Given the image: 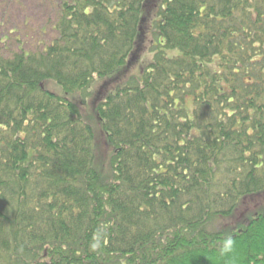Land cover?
<instances>
[{"label":"trees","instance_id":"16d2710c","mask_svg":"<svg viewBox=\"0 0 264 264\" xmlns=\"http://www.w3.org/2000/svg\"><path fill=\"white\" fill-rule=\"evenodd\" d=\"M52 28L0 54V264H264V0H61Z\"/></svg>","mask_w":264,"mask_h":264},{"label":"rangeland","instance_id":"374dc122","mask_svg":"<svg viewBox=\"0 0 264 264\" xmlns=\"http://www.w3.org/2000/svg\"><path fill=\"white\" fill-rule=\"evenodd\" d=\"M60 1L0 0V42L8 37L4 45L0 43V54L9 56L14 53L18 43L30 51L39 50L48 44L54 37L52 27ZM137 70L138 67L130 75H136ZM100 84L101 82H95L89 92H95Z\"/></svg>","mask_w":264,"mask_h":264},{"label":"clouds","instance_id":"9594fccd","mask_svg":"<svg viewBox=\"0 0 264 264\" xmlns=\"http://www.w3.org/2000/svg\"><path fill=\"white\" fill-rule=\"evenodd\" d=\"M234 248V240L231 236H227L223 239L220 245V253L222 255L229 254L233 251Z\"/></svg>","mask_w":264,"mask_h":264}]
</instances>
